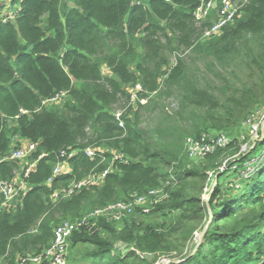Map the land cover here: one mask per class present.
I'll use <instances>...</instances> for the list:
<instances>
[{
  "label": "trees",
  "instance_id": "trees-1",
  "mask_svg": "<svg viewBox=\"0 0 264 264\" xmlns=\"http://www.w3.org/2000/svg\"><path fill=\"white\" fill-rule=\"evenodd\" d=\"M3 2L0 180H15L20 168L7 160L16 137L36 149L27 191L14 208L0 209V263L43 253L62 221L162 188L167 199L152 209L73 232L70 246H80L73 264H264V136L234 134L264 107V0H246L241 15L205 41L208 23L193 19L199 0H10L14 16ZM233 67L250 68L258 83L237 88L221 74L233 76ZM135 84L146 103L120 128L114 107L129 103ZM60 92L64 104L46 109ZM142 114L151 120L146 127ZM210 132L231 139L189 164L187 136ZM87 147L96 158L84 155ZM66 149L78 151L70 172L46 185ZM109 152L127 162L115 161L101 186L51 201L54 191L105 170ZM229 171L236 179L222 186Z\"/></svg>",
  "mask_w": 264,
  "mask_h": 264
},
{
  "label": "built area",
  "instance_id": "built-area-1",
  "mask_svg": "<svg viewBox=\"0 0 264 264\" xmlns=\"http://www.w3.org/2000/svg\"><path fill=\"white\" fill-rule=\"evenodd\" d=\"M246 0H244V3ZM220 9L217 12V20L213 25L206 29L203 33V38L207 39L214 37L220 34L221 29L226 26L228 23L235 21L242 13L244 5H240L237 2L232 0H221ZM216 7L214 0H200V4L194 12V19L197 23L202 22L208 16L211 10ZM141 88L137 85L134 91H129L130 102L134 104L138 99L136 92ZM67 96L66 92H60L56 94L52 99L44 101L43 105L48 104H57L62 101ZM144 101H141L143 103ZM21 113H25L21 111ZM261 111H254L247 120L244 122L245 125H250L254 120L260 116ZM262 118H260L259 123L262 124L264 114L262 112ZM114 119L117 122L118 127L123 128L124 122L122 120V112H116L114 114ZM262 119V121H261ZM255 131L256 128L254 127ZM256 133V132H255ZM230 139L224 134H211V135H202L200 139L195 140L188 138L185 141L184 149L190 160H201L206 155L211 154L217 148L225 147L229 143ZM18 142L25 144V146H18ZM17 143V144H16ZM36 145L28 142L26 140L15 138L11 154L7 157V160H13L17 162H22L27 160L30 155L35 151ZM78 151L76 150H61L58 154V161L52 171V177L47 180L46 185L50 186L52 180L55 177L62 175L63 173H69L68 160L75 156ZM102 152V151H99ZM113 155L112 163L119 161L124 164L127 162V159L124 158L120 153L109 152ZM96 150L92 148H87L84 150V155L89 159H94ZM43 155L40 156V158ZM35 163L29 167L22 169L21 177L17 178L20 182L15 180L13 181H3L0 180V209L9 210L14 208L15 205H18L22 199L23 194L27 191L26 180L31 171L34 170ZM220 171H223L222 168H219ZM110 173V169H106L102 172L91 171L86 177L79 181H73L66 188L56 190L50 196V199L53 203H56L60 200L67 199L79 192L82 189L95 188L104 183L106 177ZM16 176V174H15ZM211 176V174H210ZM167 199V193L164 192L162 188H156L149 190L146 194H132L126 201H119L114 204L108 205L101 209H96L87 215L83 216L81 219L76 221H62L55 229L53 233V240L51 245L43 253L39 255H29L27 257L19 259L15 264H65V259L67 256V246L68 239L75 231H80L82 229H91L99 219H103L107 222L117 221L124 215H131L136 208L143 207L150 199ZM264 202V198H263ZM147 212V211H145ZM1 264V263H0Z\"/></svg>",
  "mask_w": 264,
  "mask_h": 264
},
{
  "label": "rangeland",
  "instance_id": "rangeland-1",
  "mask_svg": "<svg viewBox=\"0 0 264 264\" xmlns=\"http://www.w3.org/2000/svg\"><path fill=\"white\" fill-rule=\"evenodd\" d=\"M5 4V7H6V10H4L3 12L6 13V15H12L14 16V12H15V7H12L10 5V0H4L3 2ZM5 15V16H6ZM200 69L204 72V69L202 66H200ZM231 70H233L234 72V75L233 76H226V73L224 71H221V74L223 75L224 78H227L229 80H231V83L233 85H235L237 88H241L242 86H247V85H253V84H257L258 83V78L257 76L252 72V70L250 68H247V67H243V68H231ZM102 73L104 75H107L109 76V72L107 71V69L105 67L102 68ZM208 77H210L208 75ZM216 84H220V82H217ZM132 88H129V91H131ZM66 99L60 101L59 104L57 105H54V104H46L44 107L46 109H52L54 107H57V106H61L64 104ZM261 100V99H260ZM170 105H174V102L173 101H169V103L167 104V106H170ZM259 108L256 109V110H260V109H263L264 110V107L263 108H260V106H258ZM57 109V108H55ZM123 108H122V105H118L116 107H114V111H121ZM137 110V109H136ZM136 110H133L132 113H134ZM132 113H128L130 114V119H132V116L133 114ZM260 116H258L254 122H252L250 125H245V124H241L240 127H238L236 130H235V136L236 137H240V138H245V137H248L250 140H251V133H252V141H255L257 140L258 136L257 134H255V132L258 130V127H259V121H260V118H262V111ZM141 121H142V125L143 127H146L147 124H151V120L149 119V117H147L146 115L142 114L141 116ZM262 121V119H261ZM264 128V122L262 121V124H261ZM256 128V130L254 131L253 128ZM216 133V132H215ZM210 134H214V132H210ZM187 138H193V137H190V136H187ZM229 139H231L230 136H228ZM242 140V139H240ZM247 145H249V141L246 142V144L243 146L242 148V151H245L247 149ZM185 151V149H184ZM186 153V152H185ZM262 154L263 153V150H260L258 152H256V154ZM11 154V150L9 152V155ZM195 162H198L197 160H190L188 159V163L191 164V165H194ZM30 165H32L31 161L30 160H24L22 162H20V168L19 170L17 171L16 173V178H20L21 177V171L22 169H25L27 167H29ZM236 179V174L233 172V171H229L227 172V174H225L222 178H221V184L222 186L225 185L227 182L231 181V180H235ZM163 200H160L159 198L158 199H150L143 207L139 208V209H152L155 205L157 204H160L162 203ZM133 214V213H132ZM130 215H124L123 217H121L119 220L117 221H112V222H120L122 221L123 219L129 217ZM136 220H143L141 219L140 217H136L135 218ZM153 219H151L152 221ZM97 223L94 224V226H96ZM80 248V246H78L77 248H72L71 246H69V249H70V254H69V257H70V261L73 263V259L76 258L77 256V252H78V249Z\"/></svg>",
  "mask_w": 264,
  "mask_h": 264
},
{
  "label": "bare ground",
  "instance_id": "bare-ground-1",
  "mask_svg": "<svg viewBox=\"0 0 264 264\" xmlns=\"http://www.w3.org/2000/svg\"><path fill=\"white\" fill-rule=\"evenodd\" d=\"M215 1V3H216V7L213 9V10H211L210 11V13H209V16L205 19V20H203L202 22H200V23H197L196 21H195V19H194V12H195V10H196V8L198 7V5L200 4V0H199V2H198V5L196 6V8L194 9V11H193V19H194V22H195V24L197 25V26H201V25H203V24H207L204 28H203V30H202V33H201V37H200V40L201 41H205V40H209V39H211V38H213V37H210V38H207V39H204L203 38V33H204V31L206 30V29H209L212 25H213V23L217 20V12H218V10L220 9V2H221V0H214ZM233 2H237L238 4H240V5H245V3H244V0H232ZM229 24H231V23H228L226 26H224L223 28H225V27H227ZM223 28L221 29V31L223 30ZM221 33V32H220ZM214 37H216V36H214ZM137 85H139L140 86V88H141V85L140 84H135L134 86H132L131 88H132V90L131 91H134V89H135V87L137 86ZM142 92V88L139 90V91H137L136 92V96H137V101L134 103V104H132L131 102H130V98H129V103L127 104V105H124V106H122V110L121 111H114V113H113V116H114V114L116 113V112H122V120L123 119H125L127 116H129V114L128 113H130L134 108H135V106L139 103V104H141V105H143V104H145L146 103V100H145V98H140V96H139V93H141ZM129 97H130V95H129ZM141 101H144L143 103H141ZM258 111V110H257ZM261 111V110H260ZM263 112V111H262ZM263 114H264V112H263ZM17 117H15L14 119H16ZM124 122V121H123ZM264 122V121H263ZM262 129H264L263 128V126L261 125V123H259V127H258V130L256 131V133L254 134V135H256L257 134V138L259 139L260 138V136H259V132L261 133V130ZM219 134V133H218ZM221 134V133H220ZM202 135H211V134H202ZM201 135V136H202ZM225 135V134H224ZM200 136V137H201ZM227 136V135H226ZM200 137L198 138V139H200ZM228 137V136H227ZM250 137H251V141H252V133H251V135H250ZM188 139V138H187ZM186 139V140H187ZM192 139H195V138H192ZM198 139H195V140H198ZM240 139H245V138H240ZM257 139V140H258ZM185 140V141H186ZM185 141H184V144H185ZM87 148H90V147H87ZM87 148H85V149H87ZM84 149V150H85ZM84 150H83V152H84ZM98 151H96V154H95V157L94 158H96V155L98 154L97 153ZM102 161H104V158H101V162ZM114 163H109L108 164V167L106 168V169H111V167H112V165H113ZM105 169V170H106ZM104 171V170H103ZM102 172V171H101ZM102 185V184H101ZM100 185V186H101ZM97 187H99V186H97ZM0 206H1V202H0ZM53 233H54V231H53ZM70 239V238H69ZM68 239V246H67V251H68V248H69V246H70V240ZM53 240V239H52ZM52 243V242H51ZM29 256V255H28ZM27 257V256H26ZM21 258H24V257H21ZM21 258H19V259H21ZM18 259V260H19ZM17 260V261H18ZM66 260V259H65Z\"/></svg>",
  "mask_w": 264,
  "mask_h": 264
},
{
  "label": "water",
  "instance_id": "water-1",
  "mask_svg": "<svg viewBox=\"0 0 264 264\" xmlns=\"http://www.w3.org/2000/svg\"><path fill=\"white\" fill-rule=\"evenodd\" d=\"M261 135H262V137L264 136V129L261 130ZM208 198H209V197H208ZM206 228H207V226L203 229L202 233L199 234V235L197 236V245H196L194 251L196 250V248H197L198 245L200 244V242H201V240H202V237H203V235H204V233H205ZM194 251H193V252H194ZM180 262H181V261H178V260H175V261L166 260V261H164L162 264H168V263L178 264V263H180Z\"/></svg>",
  "mask_w": 264,
  "mask_h": 264
},
{
  "label": "crops",
  "instance_id": "crops-1",
  "mask_svg": "<svg viewBox=\"0 0 264 264\" xmlns=\"http://www.w3.org/2000/svg\"><path fill=\"white\" fill-rule=\"evenodd\" d=\"M23 146H25V144H23ZM15 181L20 182L17 178H15ZM69 254H70V249L68 248L67 256H66V260H65V264H73V263L70 261ZM87 264H89V263H87Z\"/></svg>",
  "mask_w": 264,
  "mask_h": 264
}]
</instances>
